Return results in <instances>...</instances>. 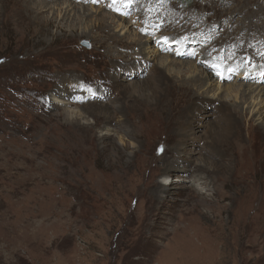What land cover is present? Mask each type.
<instances>
[{
	"label": "rangeland",
	"instance_id": "374dc122",
	"mask_svg": "<svg viewBox=\"0 0 264 264\" xmlns=\"http://www.w3.org/2000/svg\"><path fill=\"white\" fill-rule=\"evenodd\" d=\"M6 1L0 0V264H264L258 203L251 223H234L227 213L220 221L199 205L198 193L211 199L212 185L193 187L195 176H203L197 170L202 158L221 168L228 157L217 145L227 123L219 121V103L201 114L213 115L195 146L162 161L159 145L172 104L166 100L160 128L157 121H133L148 104L135 109L144 93L168 92L161 75H152L156 61L149 51L195 63L219 85L264 88V0H58L41 16L34 9L41 0H34L23 7L27 21L20 25L2 22L11 6ZM71 3L90 12L64 16L53 9ZM100 12L116 15L115 32L124 19L128 27L119 38L140 37L145 50L111 41L109 24L98 26ZM42 17L54 18L63 31ZM144 57L150 61L137 65ZM133 66L139 71L123 72ZM103 73L112 77L107 85ZM236 96L226 94L223 101L232 108L240 102ZM103 123L114 131L101 140ZM128 132L138 138L131 141ZM212 149L224 157L208 153ZM173 157L192 161L186 173L174 169L164 182L161 173ZM214 184L215 194H232L218 179Z\"/></svg>",
	"mask_w": 264,
	"mask_h": 264
},
{
	"label": "bare ground",
	"instance_id": "6f19581e",
	"mask_svg": "<svg viewBox=\"0 0 264 264\" xmlns=\"http://www.w3.org/2000/svg\"><path fill=\"white\" fill-rule=\"evenodd\" d=\"M30 1H34V0L6 1L8 5L10 2L11 6L9 5V7H7L6 5L4 9L5 19L2 20V22L5 25H11V24L20 25L26 23L27 19L25 18L24 15L25 9H23V7L25 5H29L28 3ZM56 1L58 0H41V4H42L41 8L38 7L37 9L34 8L35 13L37 12L39 16H41L43 14V11L46 8H48V5L50 3L53 4ZM61 6L56 5L53 7V9L55 7L59 8L58 11H60V15L64 12V16L70 15V13H77L82 11L84 13L90 12L85 6L74 5V3L67 5V7H64L66 6L65 4ZM92 13L97 15V11L94 12L93 7H92ZM100 13L102 17L99 21L98 26L103 25V27H105L106 24H109V27H106V30H108L109 32L108 38L110 40L111 38H116V39L118 38L119 39L118 44L122 46V49H123V44L125 43H129V45H127L129 50L138 53L141 52L140 49L143 50L146 47L145 46L146 41L144 42L143 39L140 37L138 39L137 38L131 39V42H126L124 41L123 38H119L120 33L124 32L128 27L124 19L119 18L120 21H124V22L122 24H118L117 29L119 31L115 32L114 31L115 29H112L111 26L113 27V24L116 23L114 22V20H116L117 18L116 15L109 17L110 15L106 16V14H104L103 12ZM53 19H49L48 17H42V23L50 28L56 27L58 30L63 31L61 25L58 24L57 22H54ZM140 20L142 19L140 18ZM109 21H112V23ZM127 34H128V30L125 32L123 37H126ZM127 46H125L124 48H126ZM152 52L149 51V53H147V55L151 53V55L154 56L153 61L154 62L156 61V65H154L152 69L153 72L152 75H154V77L156 76L155 74H157L158 76L161 75L163 83L166 85L168 92L167 95L158 97L159 93L154 91L152 98L149 96L147 98V96L145 95L146 93H144V95L138 99V104L137 106H135V109L136 110L140 109V105L142 101L143 102L147 101L146 103L148 104H144L142 106L143 114L134 112L133 121L137 120L140 125L146 121L147 122L157 121L158 122L157 125L160 128L161 127L160 124L164 122V114H166L163 109L167 105L166 100L172 104L173 114L171 118L167 119L166 121L167 127L165 128V132L167 137H165L164 140L159 145V149H160L159 152L161 156V159L159 161H162L163 158L165 159V157L168 154H172L175 151L177 152L180 151L182 146L188 145L191 148L195 146V142L199 140V138L197 137L198 132L200 131V129L205 128V126L208 124V119L213 115L211 111H209V113H206L205 115L202 116L201 114H203L210 107L213 109V106L219 103L220 106H217L215 111L220 113V115L218 116L219 121L221 122L226 121L227 123H225L224 126L220 127V131L218 130L217 145L221 147V150L224 153H226L228 157L225 158L226 159L225 164L223 163H222L223 165L221 164L222 165L221 168H219L216 164L209 162L208 159L200 157L202 159L200 161L201 163L197 167V170L198 172L200 171L201 173H203V176L202 174H197L195 176L192 182L194 185L193 187H195L196 184H202L205 185L203 187L205 190H207L209 189V186L207 185L210 186L212 185L213 194L210 195L212 197L211 199H207L208 196H206L205 194L200 195L198 193V195L200 196L199 205L203 208L204 207L206 208V213H205L206 217L209 216L215 219L218 218L221 221L220 217L222 216V214L227 213L229 218L232 220V222L239 223L241 225H246L248 223H251L253 220V218H250L252 220L249 221V213L251 211L252 204L258 203L256 212L260 220H262L261 221L262 225L260 224V227L264 229V88L260 87L254 89V87H249L248 89L247 88L245 89L242 88L241 84L219 85L216 83L217 80L213 81V79H211L209 75L206 74V76H204L201 73H199V70L196 68L195 63H190L187 61L178 62L169 59V57L158 58L157 56L158 53L154 51L153 53L155 55H153ZM255 52H260V49H256L255 47ZM144 59L145 60H143V62H140L137 65L147 64L150 61L147 57H144ZM208 60L209 59L205 60L204 58H202L203 62H207ZM117 67L120 66L118 65ZM117 67L115 70H113L114 67L111 68L112 71L111 73L114 75V78L116 79L118 78ZM180 69H185L190 74V76L189 77L182 76L181 73H183L184 71H180ZM120 71H122V69ZM126 71L128 73H131L132 75L134 71L138 72L139 69H135V67L133 66L131 67V69L125 68L123 70V72ZM102 76H103V81H105L107 85L108 84L107 82H109L110 79L112 78L110 77V73L109 74L103 73ZM113 81L114 80H112V82ZM214 82L217 85L216 89H211L213 87ZM147 88L148 87L145 88L143 87V90ZM137 90H139V88ZM226 94L230 97L233 96V94L237 95L235 99L239 100L240 102L238 104L235 103L236 106L234 107L232 106L231 108L230 105L227 104V100L223 101V97ZM101 95L106 96L109 99L107 92H103ZM248 100L250 102H248ZM93 104L95 105V102L92 103V105ZM245 105H247L246 108H244ZM82 115L83 112L80 113L79 116L81 117ZM198 117H200L199 120H197ZM77 120L78 117H75L74 121L76 123H79ZM108 123H111V121H109ZM169 125L173 128L169 127ZM104 127H105L104 131H106L107 133L105 132L106 134L103 138L101 137L102 138L101 140H104V138L106 139V137H108L114 131L113 127H112L113 131L112 128H110V126H106L104 124ZM126 135L129 137L131 141H135L138 138L137 136L135 138V136H133L131 132L126 133ZM229 141H232V144L230 143V145H227V142ZM211 142L213 143V141ZM172 144H174L173 147H171ZM161 149L163 150L161 151ZM231 149H233V152H231V155H228ZM203 151H207V148L203 147ZM189 152H190V156L195 154L194 151H189ZM208 153H211L212 155H216L218 156V158L221 159L224 157L221 154L214 151L213 149ZM181 160L182 159L177 157L172 158L171 164L169 163L168 167L161 173L164 182L171 177V174L173 173L172 171L174 169H180L184 173L188 171L184 167H188V165H190L189 163H191L192 161L191 158L189 157L187 159L186 157V160H188V162ZM182 164H185V166H183ZM180 165H182V167ZM230 169L233 170L230 171ZM219 174L221 175L220 179L218 178ZM212 176H214L213 177L214 179L212 178ZM217 179L219 180V182L222 183L221 189L223 190L224 188H228L230 189L232 194L229 193L230 195H225L222 194L221 192L215 194V192H218L217 191L218 186L216 187L214 184L215 182H217ZM162 186H164V184H162ZM195 191L197 195V189ZM226 201H229L230 204L225 205L224 203Z\"/></svg>",
	"mask_w": 264,
	"mask_h": 264
},
{
	"label": "snow or ice",
	"instance_id": "6c2138e0",
	"mask_svg": "<svg viewBox=\"0 0 264 264\" xmlns=\"http://www.w3.org/2000/svg\"><path fill=\"white\" fill-rule=\"evenodd\" d=\"M93 2H98V0H93ZM249 63H251V60L248 61ZM163 149H161L162 151Z\"/></svg>",
	"mask_w": 264,
	"mask_h": 264
}]
</instances>
